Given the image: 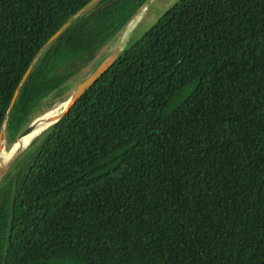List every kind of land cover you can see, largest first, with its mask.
<instances>
[{"label": "trees", "instance_id": "trees-1", "mask_svg": "<svg viewBox=\"0 0 264 264\" xmlns=\"http://www.w3.org/2000/svg\"><path fill=\"white\" fill-rule=\"evenodd\" d=\"M90 1L0 0V130ZM145 1L41 56L10 143ZM0 264H264V0H178L130 45L0 184Z\"/></svg>", "mask_w": 264, "mask_h": 264}, {"label": "water", "instance_id": "water-1", "mask_svg": "<svg viewBox=\"0 0 264 264\" xmlns=\"http://www.w3.org/2000/svg\"><path fill=\"white\" fill-rule=\"evenodd\" d=\"M103 0H91L87 5H85L81 10H79L73 17H71L64 26L56 33L54 34L49 41L46 43V45L40 50L36 58L33 60L31 65L29 66L28 70L26 71L25 75L23 76L20 85L18 89L15 91V94L13 96L10 108L7 112L6 118L4 120V123L2 125V128L0 130V159H2V163H6L4 165L0 164V184L2 181L7 177L8 171L11 168V166L21 157V155L31 148L32 144L36 142L37 140H40L43 135L49 131L53 126L57 125L61 119L70 111V109L80 100V98L93 86L97 83V81L113 66V64L120 58V56L124 53V51L128 48V41H125V44L123 48H119L116 51H113L110 54L104 55L102 51L108 47V45L115 40L119 35H121L127 28L130 29L132 25L137 23V21L140 18V14L144 10H148L149 5H151L154 0H146L144 4L140 7V9L136 12V14L132 17V19L120 30L118 34L106 45L104 46L96 55V57L85 67L90 71L92 68V71L88 75H86L84 78H80L73 87V90L71 92L70 97L63 98L61 97L60 100L55 102L52 106L48 107L43 111L42 113L37 114L32 121L23 129V131L18 135L16 140L11 143L10 147L7 148L6 146H2L1 140L3 137L4 132L6 131L7 134V123L9 119V114L12 108L14 107L21 89L29 79L30 75L32 74L35 66L39 62L41 56L62 36V34L69 29L73 23L84 16L87 12L95 8L100 2ZM168 11V10H167ZM166 11V12H167ZM147 12V11H146ZM145 12V13H146ZM165 12V13H166ZM144 15V13H143ZM143 15L141 19L143 18ZM141 21V20H140ZM126 36V33H124ZM128 38V37H127ZM130 39V38H129ZM96 65V66H95ZM84 68V69H85ZM83 69V70H84ZM82 70V71H83ZM82 71L75 74L71 79L67 81L66 84H69L74 78L77 77ZM62 102V103H60ZM63 102H66L67 105L65 109L63 110L60 117L55 116V112L58 111ZM43 128V130L39 133L38 136H36L33 141L29 145H24L23 139L33 133L36 129ZM19 145V146H18ZM6 152V156L8 157L7 160L3 158V153Z\"/></svg>", "mask_w": 264, "mask_h": 264}, {"label": "rangeland", "instance_id": "rangeland-1", "mask_svg": "<svg viewBox=\"0 0 264 264\" xmlns=\"http://www.w3.org/2000/svg\"><path fill=\"white\" fill-rule=\"evenodd\" d=\"M177 1L178 0H154V2L151 5H149L148 11L147 10H144L140 14V18L137 21V23H135L134 25H132V27H130V29L127 28L121 35H119L115 40H113L108 45V47H106L102 51V53L104 55H107V54L112 53L113 51L118 50L119 48H123V46L125 44V41H128V40H129L128 47L130 45L136 43L137 41H139L141 39V37L143 36V34L146 33L152 26H154L155 23L165 14V12L167 10H169ZM143 13H144V15H143ZM142 15H143V18L141 19ZM124 33H126V36L124 35ZM92 69L90 71H92ZM90 71H88V69L85 68L79 75H77V77L79 79L80 78H84L86 75H88L90 73ZM77 81H78V79L77 78H74L71 82H69V84L72 83L73 84V87H74L75 86V83ZM73 87L68 92H66L62 97L63 98L70 97L71 92L73 90ZM53 100H54L53 97L52 98L50 97L47 100H45L43 102L42 106L40 107V109L35 114H37V113L39 114V112L42 113L43 111H45V109L48 108L47 105L50 104ZM58 100H60V98L57 99L55 102H57ZM2 143L7 148H9L10 145H11V143L9 141V138H8V134H6V131L3 134V137H2V140H1V144ZM29 150L30 149H28L27 151H25L21 155V157L11 166V168L8 171V174L13 171L14 165L16 163H18L19 160L22 159Z\"/></svg>", "mask_w": 264, "mask_h": 264}, {"label": "bare ground", "instance_id": "bare-ground-1", "mask_svg": "<svg viewBox=\"0 0 264 264\" xmlns=\"http://www.w3.org/2000/svg\"><path fill=\"white\" fill-rule=\"evenodd\" d=\"M148 11V10H147ZM137 26V25H136ZM133 39V38H132ZM60 103H62V102H60ZM66 105H67V103L66 102H63V104H62V106H61V108L58 110V111H56L54 114V118H56V117H60L61 116V114H62V112H63V110L65 109V107H66ZM43 130V128H40V129H36L33 133H31L30 135H28L27 137H25L24 139H23V143H24V145H29L32 141H33V139L36 137V136H38L39 135V133L41 132ZM2 146L4 147L5 145L2 143ZM19 146V145H18ZM3 153V158L5 159V160H7V154H6V152H2ZM7 162L8 161H6V163H2V159H0V164L1 165H4V164H7Z\"/></svg>", "mask_w": 264, "mask_h": 264}]
</instances>
